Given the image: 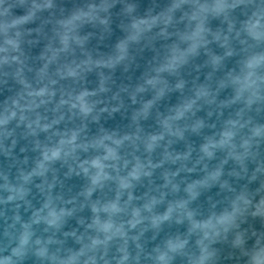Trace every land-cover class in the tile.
Returning <instances> with one entry per match:
<instances>
[{
  "label": "clouds",
  "instance_id": "9594fccd",
  "mask_svg": "<svg viewBox=\"0 0 264 264\" xmlns=\"http://www.w3.org/2000/svg\"><path fill=\"white\" fill-rule=\"evenodd\" d=\"M0 264H264V0H0Z\"/></svg>",
  "mask_w": 264,
  "mask_h": 264
}]
</instances>
